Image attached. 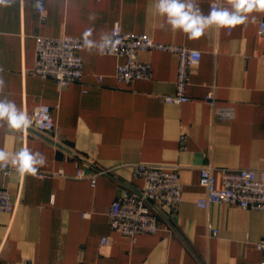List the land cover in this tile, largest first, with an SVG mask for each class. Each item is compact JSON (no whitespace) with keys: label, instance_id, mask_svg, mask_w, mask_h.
<instances>
[{"label":"crops","instance_id":"1","mask_svg":"<svg viewBox=\"0 0 264 264\" xmlns=\"http://www.w3.org/2000/svg\"><path fill=\"white\" fill-rule=\"evenodd\" d=\"M38 1L45 6L43 17ZM212 1L230 7V0H199L205 14ZM250 15L255 23L230 30L212 25L201 38L188 40L162 27L154 0L0 3L5 94L30 118L38 103L49 105L55 121L50 133L0 126V148L13 153L28 147L47 158L37 176L0 167V186L15 204L12 212L0 210V264H264L256 248L264 238V209L196 205L205 194L198 183L201 167H211L219 186L222 170H264V37L257 33L264 13ZM115 25L201 52L190 68L187 101L162 99L175 92L178 57L168 51L140 52L150 77L127 84L114 76L123 57L83 49V75L66 87L32 72L37 36L82 37L94 28L98 39ZM210 91L213 106L206 101ZM217 107L230 108L231 116L218 117ZM139 162L176 169L182 201L163 207L155 233L131 238L110 228L107 210L124 190L143 186L133 173ZM103 236L109 243L100 246Z\"/></svg>","mask_w":264,"mask_h":264},{"label":"built area","instance_id":"2","mask_svg":"<svg viewBox=\"0 0 264 264\" xmlns=\"http://www.w3.org/2000/svg\"><path fill=\"white\" fill-rule=\"evenodd\" d=\"M36 9L41 17L45 15L42 1L36 3ZM220 9L219 1H212L209 10ZM230 30V28H228ZM257 33L264 37V18L258 21ZM117 38L120 43L106 55L123 57L115 70V78L121 83H131L138 79L150 77V64L139 58V53L147 50H160L174 53L178 57L175 79V92L163 95L166 103H181L188 100L186 86L189 81L190 68L197 65L201 52L173 43H163L154 40L146 33L126 32L119 29ZM83 49L82 37L61 35L59 37H36L35 61L32 72L40 77H50L60 87H66L71 82L79 81L83 75V62L80 51ZM102 77L99 76V80ZM206 101L214 105L213 93L206 94ZM218 117H230L232 111L228 107H217ZM32 125L27 130L38 133H50L55 129L51 107L38 103L33 111ZM8 166H3L4 172ZM106 171H100L105 173ZM134 175L143 179V186L124 190L116 197L107 210L108 223L111 229L134 238L140 233H155L159 229L157 215L163 207L174 208L182 201V185L176 169L167 170L150 163H136ZM78 176L82 173L79 171ZM94 182V176L90 177ZM198 183L205 190L203 197L196 199V205L207 208L211 203H228L241 208L264 209V170L239 167L233 170L221 171V185H218L210 166H203L199 171ZM15 204L11 201L8 191L0 186V210L12 212ZM215 232V231H214ZM109 243V238H100V246ZM3 241L0 240V250ZM256 248L264 255V238L256 243ZM7 264H15L9 262Z\"/></svg>","mask_w":264,"mask_h":264},{"label":"clouds","instance_id":"3","mask_svg":"<svg viewBox=\"0 0 264 264\" xmlns=\"http://www.w3.org/2000/svg\"><path fill=\"white\" fill-rule=\"evenodd\" d=\"M4 0H0L3 3ZM157 13L164 18L163 28L179 31L188 40L201 38L206 29L212 25L219 28H235L246 22L255 23L257 17L253 12L264 13V0H230V7L211 9L205 14L199 0H154ZM94 28H87L82 34L83 50L105 55L114 49L120 40L117 38L119 26L115 25L111 32L104 30L99 38H93ZM5 80L0 75V126L9 132L27 130L32 125L31 118L14 100L5 94ZM47 158L40 151L21 147L13 153L0 148V167L11 166L21 176H37L39 169L46 166Z\"/></svg>","mask_w":264,"mask_h":264}]
</instances>
